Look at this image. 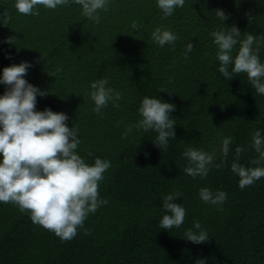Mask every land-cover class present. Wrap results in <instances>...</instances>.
Masks as SVG:
<instances>
[{"label":"trees","instance_id":"trees-1","mask_svg":"<svg viewBox=\"0 0 264 264\" xmlns=\"http://www.w3.org/2000/svg\"><path fill=\"white\" fill-rule=\"evenodd\" d=\"M14 5L15 0H0V15L9 11L12 16L7 25L0 17V76L5 67L29 62L24 79L49 90L37 95L36 110L66 114L67 126H78L77 154L90 165L107 159L111 167L99 186L100 198L108 203L89 214L71 241L62 242L33 224L28 212L0 202V264H196L201 259L264 264V177L242 190L231 170L233 162L264 167V162L251 163L259 158L252 147L254 132L264 138V95L245 73L233 74L230 81L218 71V46L210 35L235 25L240 40L258 36L253 47L259 46L264 63V0H185L169 17L157 0H111L98 24L75 3L55 10L39 6V16L19 14ZM216 10L228 18L223 22ZM132 21L139 23L138 30L131 28ZM157 27L170 29L178 39L159 46L151 39ZM9 37H15L14 44L5 42ZM188 44L193 47L185 58ZM238 50L239 44L233 57ZM101 78L122 95L120 107L109 102L102 117L89 96L91 83ZM6 90L0 84V95ZM145 96L175 105L170 114L175 137H169L167 150L155 144V130L133 128L121 138L126 126L141 118ZM227 137L225 158L220 149ZM189 147L216 152L206 177L184 173L183 153ZM237 147L245 149L238 160ZM201 188L224 191L227 199L222 205L205 203ZM175 191L182 195L172 202L185 207V220L164 230L160 220L170 213L162 201ZM196 221L209 236L203 244L185 237L188 229L197 231Z\"/></svg>","mask_w":264,"mask_h":264},{"label":"clouds","instance_id":"clouds-1","mask_svg":"<svg viewBox=\"0 0 264 264\" xmlns=\"http://www.w3.org/2000/svg\"><path fill=\"white\" fill-rule=\"evenodd\" d=\"M70 3L81 6L82 15L98 24L101 19L99 13L109 10L111 0H15L14 7L19 14L39 16V6L55 10ZM184 4L185 0H157L164 17L171 16L176 8H182ZM216 15L223 22L228 18L223 10H216ZM0 17L4 25L12 19L9 11ZM139 27L137 21H132V29L138 30ZM210 35L218 46V71L230 81L233 74L245 73L256 92L264 95V63L260 60L259 46L253 47L258 42V36L247 34L240 40L241 33L235 25ZM151 39L163 47L165 44H174L178 35L170 29L157 27ZM15 40V37H9L5 42L14 44ZM237 44L239 50L233 57L232 52ZM192 47V44L187 45L185 58ZM230 65H233L231 72ZM31 66L26 61L13 64L5 67L0 76V84L7 86L4 94L0 95V202L13 204L22 213L28 212L33 224L53 232L62 242H67L77 236L78 229L84 227L89 214H94L108 203L107 199L100 198L99 186L111 163L107 159L96 158L94 164L90 165L77 154L81 143L77 135L78 126L69 128L66 114L51 109L36 110L37 95L46 96L49 90L42 91L24 79ZM108 83L106 78H101L90 85L89 96L95 105L93 111L101 117L102 109L109 102L119 108L118 101L122 99L120 92L107 87ZM164 91L161 89V92ZM174 110L175 105L172 103L145 96L138 109L141 118L136 124L127 125L121 138L126 139L133 128L155 130L158 133L155 144L159 145V149L167 150L169 137H175L176 123L170 116ZM230 143L231 137L222 141L220 152L225 158L229 154ZM252 147L259 158L251 163L260 165L264 162V138L260 131L254 132ZM235 151L238 160L245 149L237 147ZM183 155L188 161L183 171L193 178L206 177L216 159L215 151L206 152L194 147H189ZM222 164L223 161L216 167ZM231 170L238 175L242 190L264 177V167L260 166L245 167L233 162ZM181 195L175 191L164 196L163 210L170 214L163 215L160 220L162 229L179 228L184 223L185 207L172 202ZM199 196L203 202L212 205H222L227 199L226 192H213L209 188H201ZM193 228L197 231L190 228L185 232L187 241L203 244L209 240L208 233L201 228L199 221L194 222ZM85 234H90V230L85 229ZM196 264H205V261L201 259Z\"/></svg>","mask_w":264,"mask_h":264}]
</instances>
